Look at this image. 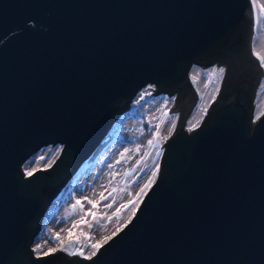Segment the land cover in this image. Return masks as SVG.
Returning a JSON list of instances; mask_svg holds the SVG:
<instances>
[{"label": "water", "instance_id": "1", "mask_svg": "<svg viewBox=\"0 0 264 264\" xmlns=\"http://www.w3.org/2000/svg\"><path fill=\"white\" fill-rule=\"evenodd\" d=\"M256 22L251 0H0V264H264ZM194 64L224 72L188 130ZM148 82L179 114L126 226L91 259L37 255L47 207ZM49 144L51 167L28 177Z\"/></svg>", "mask_w": 264, "mask_h": 264}, {"label": "rangeland", "instance_id": "2", "mask_svg": "<svg viewBox=\"0 0 264 264\" xmlns=\"http://www.w3.org/2000/svg\"><path fill=\"white\" fill-rule=\"evenodd\" d=\"M258 3L264 4V0H258ZM256 13L257 8L255 7ZM253 47L255 52L264 55V14L260 15L259 21L256 22L254 32ZM215 65L201 67L194 64L190 70L191 75L198 80L199 95L196 98L191 110L186 115L184 128L188 130L194 129L190 127L189 122L196 123L203 119L209 104L213 101L220 86L222 75L217 79L212 77L209 82L208 76ZM217 69H219L217 67ZM152 88L153 84H149ZM264 76L261 77L257 95L255 98V109L253 116L258 111L264 110ZM152 88L144 87L140 90L134 102L138 103L137 111H142L150 119L156 121L155 134L145 145V150L140 153L137 164L134 168L125 169L124 163L133 155L135 143L133 140L140 133V119L131 115H123L114 124L113 138L102 148L98 155L86 165H82L81 173L71 185L64 187L59 194L53 199L45 213L40 234L36 236L32 247L35 249L37 244H43L41 251L47 252L49 248H56L59 244L52 240L55 233H60L61 238L65 241L69 239V229L76 235L81 232L80 241L76 245L82 249L85 256L94 251L90 245L100 241L105 236H110L118 227L123 226L138 206L144 192L155 179L159 170V160L162 151V143L166 140L174 130L171 125L174 122L175 127L178 119L179 111H169L168 108L173 104V97L166 94H145L153 91ZM143 96V99L141 97ZM168 112V117L164 113ZM195 117V119H193ZM253 117V118H254ZM157 130L159 135L157 136ZM61 144H49L36 151L33 156L27 158L23 163V169L27 165L29 169L39 167L46 168L43 161L39 164H33V159H38L44 155L46 159L51 156L52 161L58 155L59 151L49 153L47 149H60ZM85 164V163H84ZM156 175L153 176L152 173ZM75 177V176H74ZM148 185L144 188V185ZM144 189L141 192V189ZM115 189V191H114ZM104 194L107 199L101 200L100 195ZM81 201L83 208L79 205L74 209L73 205L76 201ZM136 201L137 204H128L129 201ZM89 201L96 202L93 207ZM111 207H107V205ZM128 204V207L121 208V205ZM117 209H120L118 214ZM90 212H95L96 218L93 219ZM111 217V219H107ZM84 218L89 223H80ZM73 224L77 227L73 228ZM102 225V227H101ZM90 238V239H89ZM47 241V243H44ZM89 245V247H85ZM37 254V252L35 251Z\"/></svg>", "mask_w": 264, "mask_h": 264}, {"label": "snow or ice", "instance_id": "3", "mask_svg": "<svg viewBox=\"0 0 264 264\" xmlns=\"http://www.w3.org/2000/svg\"><path fill=\"white\" fill-rule=\"evenodd\" d=\"M252 4L254 5V7L257 8V13H256V19L257 21H259L260 19V15L261 14H264V4H261V3H258V0H251ZM256 56L259 58V60L261 61V66L264 67V55H262L261 53L257 52L255 53ZM224 72V69L223 68H213L211 70V72L209 73V76H208V79H209V82H211L212 80V77L213 76H216L217 79H219V77L223 74ZM151 87V86H149ZM264 87V86H262ZM145 94H150V93H145ZM141 99H143V96L141 97ZM169 113L168 112H165L164 113V116L165 117H168ZM261 116H264V110H260L257 112V114L255 115L254 119L255 120H259L261 118ZM195 119V117L193 118ZM198 121L196 123H192L191 121L189 122L190 124V127L191 128H195L198 126ZM172 129L175 128V123L173 122L172 125H171ZM159 135V130H157V136ZM166 139V137H164ZM148 143L151 145L153 144V140H149ZM47 152L49 153H55L57 151H61V149H47L46 150ZM51 160H52V157L49 156L47 159L44 155H41L39 156L38 159H33L31 161V163L33 164H39L41 161L44 162L45 164V167H51ZM42 170L41 168L39 167H35V168H31L29 169L27 166H25V174L28 176V177H32L34 175L35 172L37 171H40ZM153 176L156 175L155 172L152 173ZM148 185H144V188H147ZM115 191V189H114ZM144 189L142 188L141 189V192H143ZM100 199L101 200H105L107 199V197L104 196L103 193H101L100 195ZM89 203H91L93 205V207H96V202H93V201H89ZM128 204H137L136 201H129ZM128 204H124V205H121V208H126L128 207ZM77 205H79L81 208H83V204H81V201L77 200L76 201V204L73 205V208L75 209L77 207ZM107 207H111V205H107ZM120 211V209H117V213L115 214H118ZM89 215H91L93 217V219L96 218V213L95 212H90ZM107 219H111V217H107ZM80 223H89L87 220H85L84 218L81 219ZM92 225L89 223V227H91ZM126 226V225H124ZM124 226H121V227H118L110 236H105L103 237L102 240L100 241H97L96 243H93L90 245V247L94 250L92 252H90L87 256L88 259H91L92 256L96 255V252L103 246L104 243H107L109 240H111L114 236H116L121 230H122V227ZM73 228L77 227V224H73L72 226ZM102 227V225H101ZM80 235H85V233L81 232ZM80 235H76L72 232L71 229H69V232H68V236H69V239L68 241L65 243L64 240L61 238L60 236V233H55L53 236H52V240L57 242L59 244V248H49L47 252H43L41 251L43 249V244H37L36 245V248L34 249V251L37 252V255H44V256H47V255H50V254H53L55 253L56 251H65V252H68V251H72L73 254H76L77 252L80 254V255H84V252L82 249H79L76 247V245L78 244V242L80 241ZM90 239V238H89ZM44 243H47V241H45ZM85 247H89V245H85Z\"/></svg>", "mask_w": 264, "mask_h": 264}, {"label": "trees", "instance_id": "4", "mask_svg": "<svg viewBox=\"0 0 264 264\" xmlns=\"http://www.w3.org/2000/svg\"><path fill=\"white\" fill-rule=\"evenodd\" d=\"M137 107H138V103L133 102L131 109L128 111V113L125 114V116L131 115L132 117H136V118L138 117L140 119V133L133 140V143H135V149H134L133 155L131 157H129L128 160L124 163L125 169H128V168L130 169V168L135 167V165L137 164V161H138V157L140 156V153L145 150V145L151 139V137L155 134V130H156V126H157L155 120L150 119L142 111H137ZM114 130H115L114 127H112L109 130L106 137L102 140L100 146H98V148L94 152L93 156L88 161H86V163L84 165H86L93 158H95L98 155V153L102 150V148L113 138ZM81 170H82V168H80L78 170L75 177H73V179H71L69 185L73 184V182L76 180L77 176L81 173Z\"/></svg>", "mask_w": 264, "mask_h": 264}, {"label": "bare ground", "instance_id": "5", "mask_svg": "<svg viewBox=\"0 0 264 264\" xmlns=\"http://www.w3.org/2000/svg\"><path fill=\"white\" fill-rule=\"evenodd\" d=\"M253 40H254V37H253ZM253 50H254V52H255L254 47H253ZM255 53H256V52H255ZM192 66H193V65H192ZM191 68H192V67H191ZM191 68H190V70H191ZM190 70H189V73H190ZM149 84H153V83L148 82L147 84H145L144 86H142V87L139 89V91L142 90L144 87H146V86L149 85ZM139 91H138V92H139ZM138 92H137V93H138ZM137 93H136V95H137ZM159 94H166V92H161V93H159ZM136 95L133 97V99H132V101H131V103H130L129 109H128L126 112L122 113L121 116H120L118 119H120L123 115H125L126 113H128V111L131 109L132 103L134 102V99H135ZM198 95H199V91H198ZM170 96H171V95H170ZM171 97H173V96H171ZM254 109H255V105H254ZM253 114H254V110H253ZM253 117H254V116H253ZM116 122H117V121H115V123H116ZM115 123H114V124H115ZM114 124L112 125V127L114 126ZM112 127H111V128H112ZM100 144H101V143H100ZM100 144H99L98 146H100ZM97 148H98V147H97ZM97 148H96V149H97ZM96 149H95V150L91 153V155H90V156H89V157H88V158H87V159H86V160L80 165V167H81L82 165H84V163H86V161H88V160L93 156V154H94V152L96 151ZM33 155H34V154H33ZM33 155H32V156H33ZM23 167H24V166H23ZM80 167L78 168V170L80 169ZM78 170L73 174V176H71V178H69V180L67 181V183L65 184V186L62 187V189H63L64 187H66V186L70 183L71 179H73V177L75 176V174H77ZM62 189H61V190H62ZM61 190H60V191H61ZM60 191H59V192H60ZM58 194H59V193H58ZM58 194H57V195H58ZM57 195H56V196H57ZM56 196H55V197H56ZM55 197H54V198H55ZM54 198H53V199H54ZM52 201H53V200H52ZM52 201H51V203H52ZM51 203H50V204H51ZM50 204H49V206H50ZM49 206H48V207H49ZM48 207H47L45 213L47 212ZM45 213H44V215H45ZM44 215H43V217H44ZM40 230H41V228H40ZM40 230H39V232H40ZM39 232H38V234H39ZM38 234H37V235H38ZM37 235H36V236H37ZM36 236H35V238H36ZM35 238H34V240H35ZM32 244H33V242L31 243V247H32ZM33 251H34V249H33ZM34 253H35V252H34Z\"/></svg>", "mask_w": 264, "mask_h": 264}, {"label": "flooded vegetation", "instance_id": "6", "mask_svg": "<svg viewBox=\"0 0 264 264\" xmlns=\"http://www.w3.org/2000/svg\"><path fill=\"white\" fill-rule=\"evenodd\" d=\"M218 68H220V66H218ZM256 95H257V93H256ZM256 95H255V98H256ZM75 175H76V174H75ZM68 185H69V184H68ZM41 229H42V227H41ZM40 231H41V230H40ZM39 234H40V232H39ZM39 234H38V235H39ZM34 252H35V251H34Z\"/></svg>", "mask_w": 264, "mask_h": 264}]
</instances>
